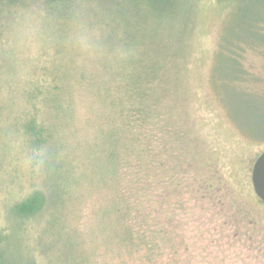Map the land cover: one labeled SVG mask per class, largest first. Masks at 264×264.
Returning <instances> with one entry per match:
<instances>
[{
  "label": "rangeland",
  "instance_id": "1",
  "mask_svg": "<svg viewBox=\"0 0 264 264\" xmlns=\"http://www.w3.org/2000/svg\"><path fill=\"white\" fill-rule=\"evenodd\" d=\"M174 1L175 13L157 22L129 0H75L63 34L50 32L36 8L5 14L14 81L3 82L0 62V231L12 225V204L44 191L45 208L17 231L37 264H264V204L251 184L264 150V43L237 26L253 5L264 17V0ZM126 55L136 64L127 72L148 78L149 117L134 122L129 139L119 116L103 111L99 86L112 85ZM68 63L86 78L70 86L74 114L58 133L71 156L46 168L25 127L34 118L39 132L59 120L24 93L41 91L52 71L74 83ZM110 129L136 159L123 144L109 159L112 144L98 131Z\"/></svg>",
  "mask_w": 264,
  "mask_h": 264
},
{
  "label": "trees",
  "instance_id": "2",
  "mask_svg": "<svg viewBox=\"0 0 264 264\" xmlns=\"http://www.w3.org/2000/svg\"><path fill=\"white\" fill-rule=\"evenodd\" d=\"M30 4H27V2ZM134 6H145L147 10L154 16V19L159 22L163 17L168 14H174V0H129ZM218 3L223 4H236L239 0H217ZM75 0H0V48H2V57L0 62L2 63V78L3 82L7 83L8 79L14 81V77L11 78L9 74V57L12 55L11 48L8 49L2 37V30L5 25V14L11 15V12L8 10H17L21 9L24 14L29 9H38L40 13L44 15V20L46 27L50 32L55 34H63L73 18V7ZM251 2V1H250ZM253 5V4H252ZM252 9H247L246 14L248 19L243 21V18L240 17V22L237 24L240 30L247 33L248 37H252L257 42L264 43V17L260 16L258 7L253 5ZM139 8V7H138ZM7 13H6V12ZM139 8L137 12H140ZM1 19H3L1 21ZM243 21V22H242ZM262 23V24H261ZM59 31V32H58ZM106 47L108 42L103 44ZM11 46V45H10ZM133 57L126 55L125 61L121 63V58L119 59V64L122 66L120 70L114 71L112 73V85H107L105 80H102V83L99 84L100 89L103 90V96L108 103L107 111L108 114H114L119 116V120L124 127L123 131H127L126 135H123V138L126 137L129 139L128 131L132 128L134 122L146 121L144 118L149 117L148 111L145 109V102L147 100L146 87L144 83L147 82L146 76L141 77L140 75L133 73V71H128L126 69L136 67V64L131 61ZM72 63V62H71ZM68 63L70 71L72 70L73 82H71V76L69 74L59 71H52V74H48V80H44L43 84L40 87H34L33 89L40 88L41 91L37 92L36 90H30L24 95L29 99L28 103L33 107L37 108L36 102H42L45 107L53 108L55 111V116L58 118L57 123H51V121L45 120L41 126V130L37 132L34 118H31L25 127V133H28L29 136V145L30 149L37 147L42 149L44 154L42 155L43 166L46 168L53 167L54 169L59 168L60 161L64 160L67 155L71 156L69 152V142L62 135H58L60 129L65 128L69 125L71 117L74 114L72 107H70V99L75 98V90L70 88V86L75 85L77 82L85 84V73L79 71L77 74L74 64ZM103 69H112L107 65V62L103 65ZM124 70V71H123ZM77 74V76H76ZM149 75L150 74H146ZM78 76L80 79L78 80ZM94 77V76H92ZM88 78L89 82L93 79ZM77 78V79H76ZM84 78V79H83ZM46 85V88H43V85ZM98 83V82H97ZM23 91V90H22ZM22 93V92H21ZM20 94L13 95V98H17ZM117 95V96H116ZM8 99V98H7ZM26 99V101H27ZM139 100V103L137 101ZM106 112V115L108 116ZM58 115H60L58 117ZM98 116L103 117L102 114ZM97 120V119H95ZM99 120V119H98ZM108 125V124H107ZM106 125V126H107ZM99 130L98 133L106 141L112 144V148L107 149V154L110 160H113L116 156V146L123 144L128 152L135 154L133 150L130 149L129 145L126 143L119 142V130L110 129V130ZM144 138V137H143ZM135 132L133 133V139L131 136V142L134 144L141 145L144 140ZM102 145V144H101ZM102 145V149H103ZM62 149V150H61ZM101 149V150H102ZM96 151H100L98 148ZM137 154V153H136ZM135 154V159H136ZM64 155V156H61ZM114 164V161L111 163ZM68 168H74V164L69 162L67 164ZM139 168H145L144 166H134L133 174H135L134 184H140L141 174H138ZM69 172V170H68ZM112 172V171H111ZM144 172V171H142ZM135 186V187H136ZM49 201L48 195L43 191L35 190L23 199L16 201L11 205L8 211V218L10 219L12 225L9 227L7 233H3V230L0 231V264H37L36 261L30 256L29 249L23 244V240L17 231L23 229L26 221L36 217L42 210L45 208Z\"/></svg>",
  "mask_w": 264,
  "mask_h": 264
},
{
  "label": "water",
  "instance_id": "3",
  "mask_svg": "<svg viewBox=\"0 0 264 264\" xmlns=\"http://www.w3.org/2000/svg\"><path fill=\"white\" fill-rule=\"evenodd\" d=\"M251 184L257 197L264 202V150L256 157L253 163Z\"/></svg>",
  "mask_w": 264,
  "mask_h": 264
},
{
  "label": "flooded vegetation",
  "instance_id": "4",
  "mask_svg": "<svg viewBox=\"0 0 264 264\" xmlns=\"http://www.w3.org/2000/svg\"><path fill=\"white\" fill-rule=\"evenodd\" d=\"M253 188V187H252ZM254 191V190H253ZM255 193V192H254ZM256 195V194H255ZM257 196V195H256ZM259 199V201L262 203V204H264V202L260 199V198H258Z\"/></svg>",
  "mask_w": 264,
  "mask_h": 264
}]
</instances>
